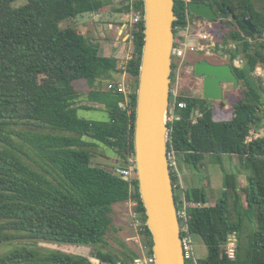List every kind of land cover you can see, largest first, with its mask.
<instances>
[{
  "label": "trees",
  "instance_id": "1",
  "mask_svg": "<svg viewBox=\"0 0 264 264\" xmlns=\"http://www.w3.org/2000/svg\"><path fill=\"white\" fill-rule=\"evenodd\" d=\"M20 1L26 3L15 7ZM223 2L230 12L215 1L212 7L218 20L213 22L220 30L214 32L220 43L237 44V50L222 51L232 55L242 96L233 104L229 118L222 121L215 120L208 100L182 96L187 108L178 110L177 120L169 124L168 152L174 151L194 169L207 154L236 155L249 165L244 189L236 174H225L226 191L214 207L207 205L203 189L186 191L187 201L201 204L189 209L188 223L191 234L200 236L208 248V256L199 264H264V80L256 76L258 67H264V43L258 40L264 34V0ZM103 5L102 0H0V247H13L0 256V264H94L84 254L40 245L89 251L105 241L113 223V206L130 197L138 201L146 220L138 180L131 194L130 183L116 177L113 168L94 163L95 156H106L104 149L82 139L90 136L105 143L124 165L135 156L144 23L131 31L135 58L127 73L136 79V86L127 110L120 107L123 96L107 90L114 81L113 72L118 71L117 62L101 56L97 46L75 27L60 26L101 12ZM135 7L142 8L143 0L136 1ZM127 10L130 12L129 7ZM175 13L174 27L184 21L181 0H176ZM241 16L253 18L256 33L248 30ZM241 54L247 60L244 68L234 65ZM79 80L93 87L89 98L105 106L109 121L79 117V109L89 108L77 106L81 95L73 84ZM19 126L28 128L19 131ZM15 137L40 159L41 170L24 160L23 156H30L16 144ZM172 175L175 187L178 179L173 171ZM176 202L180 208L178 195ZM231 209H235L234 216ZM233 233L239 244L237 258L230 260L224 245ZM144 235L152 254L147 225ZM118 260L130 264L127 259ZM101 262L118 263L111 256H103Z\"/></svg>",
  "mask_w": 264,
  "mask_h": 264
},
{
  "label": "water",
  "instance_id": "2",
  "mask_svg": "<svg viewBox=\"0 0 264 264\" xmlns=\"http://www.w3.org/2000/svg\"><path fill=\"white\" fill-rule=\"evenodd\" d=\"M210 1L191 0L189 10L195 16L215 21L218 15ZM175 5L176 0H143L144 39L137 88L134 157L146 225L152 235L155 264H186L168 157L172 50L175 42L174 23L178 20ZM241 19L250 32H257L252 17L241 16ZM241 56L245 63L240 68H244L247 60L244 54ZM228 59H232L231 54ZM193 71L203 81V98L206 100L222 101L224 84L240 86L230 63L213 64L204 59L194 63ZM82 139L100 145L106 158L115 159L117 163L123 160L115 150L100 140L90 136ZM114 174L123 179L119 172Z\"/></svg>",
  "mask_w": 264,
  "mask_h": 264
},
{
  "label": "crops",
  "instance_id": "3",
  "mask_svg": "<svg viewBox=\"0 0 264 264\" xmlns=\"http://www.w3.org/2000/svg\"><path fill=\"white\" fill-rule=\"evenodd\" d=\"M102 1L104 5L101 12L91 13L89 17H87L88 19L84 18L75 28L97 46L101 56L113 59L117 62L118 71L113 73H115L114 81H119L122 79V72L119 70V65L131 47L126 41L127 37L123 35V32H127L129 29L128 17L130 16V12H128L127 9L128 7L130 8V6H122L118 0ZM82 17L84 16L82 15ZM222 52V50L218 52L221 59L226 54H224V52L222 54ZM226 55L228 57L230 54ZM241 55L234 60L235 66H237V62L245 63ZM197 56L198 55H192L190 57V59H192L189 63L194 65L195 62L200 61V59H193ZM206 60L216 64L210 58ZM240 63L237 67H240ZM86 83L87 85L84 86V88L78 90L75 88L81 95L77 102V106L89 107L88 109L79 110H100L107 113L104 105L90 100L89 96L90 93L93 92V87L87 81ZM239 89L240 86L236 87L230 83L224 84V99L222 101L208 100L209 105L213 108L215 120L222 121L229 118L228 116L233 111V104L241 98V96H238L237 92ZM229 91L236 92L230 94L231 92L229 93ZM235 96L238 99L234 101L233 97ZM191 97L204 99L203 95ZM263 135L264 129L261 130V136ZM176 160L177 166L173 172L178 179L176 186L181 190V194L191 189H203L208 206L214 207L221 201L226 191L225 174H236L240 189H244L247 186V177L250 174V169L247 164L236 155L223 154L218 157L214 154H207L200 162L198 168L195 169L177 155ZM230 203L231 207H233V198H231ZM113 210L112 227L105 241L95 247H89V257L96 263L101 261L103 256H111L118 262V259H127L130 264H136L138 260L143 259L145 256L141 245L148 242V238L143 234L141 236V242L135 239L137 232L130 226L127 203L116 204L113 206Z\"/></svg>",
  "mask_w": 264,
  "mask_h": 264
},
{
  "label": "built area",
  "instance_id": "4",
  "mask_svg": "<svg viewBox=\"0 0 264 264\" xmlns=\"http://www.w3.org/2000/svg\"><path fill=\"white\" fill-rule=\"evenodd\" d=\"M121 5L130 6V16L128 17L129 29L127 32H123L126 36V41L131 45L127 54L119 65V70L122 75V79L119 81H111L107 85V90L112 91L118 95H122L124 101L120 103V107L127 110L130 107L131 96L135 92V87L128 80L131 77L127 73L128 64L135 58V47H134V36L131 31L133 28L138 27L141 23H144V6L142 8L135 7V0H118ZM185 4V16L184 21L174 27L175 42L172 50L173 70L175 79L178 83V87L171 86V97H170V111L168 116V124L174 123L177 120V111L187 108V103L181 98L184 95L180 88L182 81L181 74L194 75L193 65L189 63V59L192 55H201L206 59L216 56L217 50L220 48L219 38L215 34V22L206 20L204 18L195 16L189 10V4L191 0H181ZM261 43H264V34L258 39ZM230 47L237 50L235 44H231ZM240 62H237L239 66ZM256 76L264 79V67L259 66L256 72ZM197 78V77H196ZM199 79V78H197ZM173 82V81H172ZM252 134L255 131L251 132ZM169 164L172 171L176 169L177 160L176 153L174 151L168 152ZM119 172L123 179L128 181L130 184V193L135 192L134 181L137 180L136 162L135 157L129 160L126 167H120L115 165L112 172ZM177 188V186H175ZM129 208V222L130 226L137 232L136 240L141 242V236L146 231V220L143 219V215L138 210V201L130 197L126 202ZM200 203H192L186 200L185 192L182 194L180 208L178 207V217L181 223V235L182 245L184 250V257L186 264H199L196 254V248L194 244V236L191 234L189 228V214L188 211L191 207L198 208ZM239 244V238L237 233H233L229 236L227 242L224 245L226 254L230 260L237 258V249ZM142 250L145 253L143 259L138 260L136 264H155L154 254L148 246L142 244ZM94 264H105L101 261ZM116 264H121L120 262Z\"/></svg>",
  "mask_w": 264,
  "mask_h": 264
},
{
  "label": "rangeland",
  "instance_id": "5",
  "mask_svg": "<svg viewBox=\"0 0 264 264\" xmlns=\"http://www.w3.org/2000/svg\"><path fill=\"white\" fill-rule=\"evenodd\" d=\"M26 1H20L18 3L15 4V7L21 6L23 4H25ZM90 14H85L82 16H79L75 19H71L68 21H65L63 23H61V28L65 29L68 27H76L77 24H79L84 18L88 19L87 17H89ZM215 30L219 31L220 30V25L217 23H215ZM231 44H235V43H229V44H224L221 43L220 44V48L217 50V54L215 57L210 58L213 62H215L216 64H225V63H230V61L228 60L227 55L225 54L222 59L221 57L218 55L219 50H234L230 47ZM237 46V44H235ZM192 59V58H191ZM191 59H189V62L191 61ZM193 59H200V60H204L206 59L205 57L198 55L197 57H194ZM243 63H240V66H242ZM238 66V64H237ZM172 87H178V83L175 79V74H172ZM181 77L184 78V80L182 81L180 88L183 94H188L187 96H202L203 95V81L199 80L196 78L195 75L190 76V75H185V74H181ZM128 80L132 83V85L135 87L136 86V79L129 77ZM264 80V79H263ZM74 87L78 90L80 88H84V86L87 85L86 81L82 80V81H76L74 82ZM231 92V93H230ZM236 91H229L230 94L235 93ZM238 96H242V90L239 89L238 91ZM240 93V95H239ZM236 99H238L236 96L233 97V100L235 101ZM79 117L86 119V120H92V121H99V122H107L109 121V115L105 112V111H100V110H96V111H83V110H79ZM19 131H25L28 127L27 126H19L17 127ZM15 142L16 144L21 147L23 149V151L27 154H29V157L23 156L24 160L32 165L33 167L41 170V166L42 162L40 161V159L35 155L34 152H32L26 145L25 143L18 137H15ZM94 163H97L101 166H104L106 168H113L115 165H118L120 167H125L127 165H124L123 163H121V161L119 163L116 162L115 159H108L106 158L104 155H97L94 157L93 159ZM247 166L249 167V165L247 164ZM176 195H178L179 198L182 197L181 194V190L179 189V187L176 188ZM231 213L234 216L235 215V209H231ZM194 244H195V248H196V254H197V259L198 261L200 260H204L206 259V257L208 256V248L205 245V243L203 242L202 238L200 236H194ZM242 244L243 246H246V238L245 236H243L242 238ZM43 248H52V249H60L62 251H66V252H70V253H75V254H81V255H86L89 256V251L88 248H80V247H67V246H62V247H58L57 245H52V244H46V243H41L40 245ZM13 247H0V256L6 254L7 252H9Z\"/></svg>",
  "mask_w": 264,
  "mask_h": 264
},
{
  "label": "flooded vegetation",
  "instance_id": "6",
  "mask_svg": "<svg viewBox=\"0 0 264 264\" xmlns=\"http://www.w3.org/2000/svg\"><path fill=\"white\" fill-rule=\"evenodd\" d=\"M215 1H217V0H211V1H210V4L213 6V5L215 4ZM218 1L220 2L222 8H223V9H226L227 13H229V12H230V7L227 6L226 3L223 2V0H218ZM215 12H216V10H215ZM216 14H217V12H216ZM217 20H218V19H217ZM229 20H231V18H229ZM229 61H230V60H229ZM173 74H174V70H173Z\"/></svg>",
  "mask_w": 264,
  "mask_h": 264
}]
</instances>
